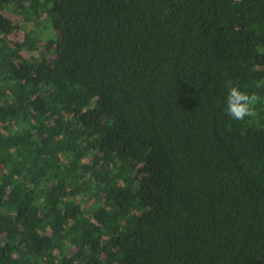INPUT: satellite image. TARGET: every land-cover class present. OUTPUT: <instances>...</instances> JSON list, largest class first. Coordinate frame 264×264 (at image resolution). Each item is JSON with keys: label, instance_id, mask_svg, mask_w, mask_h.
I'll return each instance as SVG.
<instances>
[{"label": "trees", "instance_id": "obj_1", "mask_svg": "<svg viewBox=\"0 0 264 264\" xmlns=\"http://www.w3.org/2000/svg\"><path fill=\"white\" fill-rule=\"evenodd\" d=\"M257 81L264 0H0V264H264Z\"/></svg>", "mask_w": 264, "mask_h": 264}, {"label": "clouds", "instance_id": "obj_2", "mask_svg": "<svg viewBox=\"0 0 264 264\" xmlns=\"http://www.w3.org/2000/svg\"><path fill=\"white\" fill-rule=\"evenodd\" d=\"M255 87L264 88V81H257ZM225 103L227 114L234 120L242 121L245 117H256V106L264 103V97L255 92L243 91L237 85H231Z\"/></svg>", "mask_w": 264, "mask_h": 264}, {"label": "rangeland", "instance_id": "obj_3", "mask_svg": "<svg viewBox=\"0 0 264 264\" xmlns=\"http://www.w3.org/2000/svg\"><path fill=\"white\" fill-rule=\"evenodd\" d=\"M10 14V16H12V18H14V19H16V20H19L20 18H21V16L19 15V14H16V13H13L12 11H11V13H9ZM22 36V31L21 30H17L16 31V34H14V39H18V38H20ZM51 50H49L48 51V53H47V57H51L52 56V54H51ZM22 54L24 55V56H28V55H33V56H37L38 55V53L36 52V51H33V52H31V53H29V52H22Z\"/></svg>", "mask_w": 264, "mask_h": 264}]
</instances>
